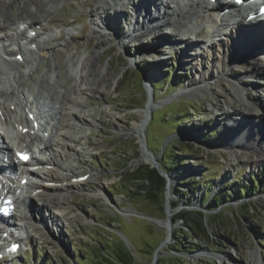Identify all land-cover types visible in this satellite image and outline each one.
<instances>
[{"label": "rangeland", "instance_id": "1", "mask_svg": "<svg viewBox=\"0 0 264 264\" xmlns=\"http://www.w3.org/2000/svg\"><path fill=\"white\" fill-rule=\"evenodd\" d=\"M86 1L0 0V20L13 23L9 28L25 21H37L46 27L37 37L44 53L41 51L39 57L29 53L27 57L31 64L13 62L9 65L13 66L16 86L20 82L42 115L56 123L55 131L58 129L64 134L58 137V146L55 147L57 161L62 163L63 169L52 171L54 180L58 181L51 185L59 184L69 173L89 175L79 182L80 191L66 201L61 221L46 219L49 229L37 223L35 229L27 231L24 259L0 264H78V261L82 264H110L105 257L99 258L100 250L123 249L124 245L135 255L136 264H150L154 257L158 264L157 260L164 255L175 257L171 264H264V161L249 166L242 156H232L223 148L230 133L235 131L227 125L234 115L230 118L216 115L218 109L212 106L219 101V111L229 110L228 104L224 103L227 93L216 85L197 95L184 89L194 70L200 71L201 66L192 61V56L188 59L185 56L186 43H170L176 35L187 37L178 29L169 30L174 34L167 37H161L157 31L155 34L135 31L126 36L137 17L135 14L132 17L126 10L132 0H93L92 5H86ZM98 6L106 8L104 13L108 18L115 16V20L109 22L114 25L100 29L101 37L92 32L95 27L92 21L100 14ZM183 21L184 25L188 23V20ZM64 24L67 26L61 27ZM58 27H61L62 34L57 39ZM11 31L4 30V34H11ZM194 38L195 35L188 38V41L192 39V46H202L199 41L196 44ZM65 39L73 41L67 49L63 47ZM98 41L100 56L95 75L100 70H105V74L96 81L90 75L86 76L83 82L93 84L92 91H85L77 78L81 56L94 51ZM206 58L202 63L207 68L212 65V60ZM232 73L238 76L240 71L234 69ZM74 74L76 78H73ZM140 79L148 93L153 95V107L158 104L152 107L144 126L146 145L156 158L170 150L181 149L183 154L180 157L184 161L179 170L181 174L168 173L171 179L169 201L178 200L176 188L184 196L176 201L178 204L174 210L170 209L171 236L158 250L156 247L168 237L165 215L161 210L164 196L159 193L154 200L136 194V188L128 191V175H124L123 168L131 158L130 168L147 164L142 160L135 162L142 140L132 132H125V128L140 119L147 100L145 88L139 85ZM240 79L250 88L249 94L247 90L243 94H252V99L258 98L263 103L262 79L254 76ZM72 98L80 102L78 107L72 105ZM247 102L250 101L246 99L239 104L232 101L230 105L238 107L240 116L244 115L248 122V113H257L258 109L253 103L247 106ZM64 106L77 108L85 119L66 116L62 111ZM191 177H194L191 186L178 184L182 180L189 182ZM251 181L258 184L253 185ZM98 187L100 194L91 195V191ZM239 187L243 190L241 195L234 196L233 192ZM223 193L230 194L231 199L221 206L211 211L200 206L199 200L204 194L210 199L214 195L221 197ZM35 198L31 199V202L35 199L33 205H42L39 195ZM183 209L204 211L206 216L207 230L198 231L201 241L194 239V249L187 253L169 249L174 242L172 231L180 223H172V220ZM39 214L47 217L50 211L42 210ZM141 215L161 218V222L155 224ZM79 247L86 249V253L79 251Z\"/></svg>", "mask_w": 264, "mask_h": 264}, {"label": "bare ground", "instance_id": "2", "mask_svg": "<svg viewBox=\"0 0 264 264\" xmlns=\"http://www.w3.org/2000/svg\"><path fill=\"white\" fill-rule=\"evenodd\" d=\"M50 1L55 2L56 0H50ZM158 1L132 0L131 5L133 8L130 9L128 13L131 14L132 17L133 14H135L137 17L136 19H134V23L130 25L129 27L130 32L128 31L129 33H127L126 36H130L135 31L143 30L145 32L148 31L149 34L151 33L155 34V32L157 31L158 34H161V37L163 36L167 37L170 35L167 33L169 32L168 30H172L174 28L181 31L183 35L187 34V38L185 37L181 38L176 35L174 39L172 40L169 39L170 43H177L179 41H182L181 43H186L187 54L185 56L187 57V59L192 56V61L193 62L195 61L198 66H201V69H199L200 71L194 70L191 79L188 80V83L185 85L184 89H186L192 95L202 94L207 90H211L212 89L211 86L213 85H216L220 90L225 91L227 93V97L225 98L224 103L228 104V107L230 108L229 110H231L232 112H230L228 109L225 112L219 111V109L221 110L220 107L221 102L218 101L214 105L216 110L218 109V111H216L215 113L216 115L217 113H219L220 114L219 116H225L227 118H230L233 115L236 116V120L233 121L232 123H234L235 126L238 127V129L230 133V137L227 140V142H225L223 148L227 149L228 152L232 154V156L233 155L242 156L246 160L249 166H254L260 163L261 161H264V113L263 115L262 114L260 115L259 113L249 112L246 117L250 121L247 122L246 119L244 120V115L240 116L241 113L239 112V108L230 105V102L232 101L237 102L239 104V102L244 103L245 100L248 99L250 103L258 104L259 107L261 106L264 107L263 104L264 102L262 103V101L258 98L252 99V97H254L252 94H250L251 96H249L248 94L245 95L243 94V91L247 90L248 87L244 83L243 86L242 81L240 79L242 76L255 77V75L256 76L258 75L260 77H263L264 75V40L262 38L260 39L257 31H255V35H250L248 33V31L250 30H255L256 26L252 25V23H249L246 26H242L237 21H233V23L229 22L228 15H225L227 13H224L222 18V23L226 25H230L231 30L224 33V35L221 38H219L214 44L207 46L206 47L207 53L202 56V52H197L198 48L192 46L193 45V42H191L192 39L188 41L189 38L188 34L191 35L196 34L200 30L202 22L206 19L210 21H214L213 20L214 14L212 10L224 9V6H222V0H216L215 1L216 4L210 0H167L166 2L168 3H165V5L162 3L164 10V11L162 10L163 14L160 15L158 13L159 15L155 16L156 15L154 14L155 12H160V9L156 8L155 6ZM92 4H93V0L86 1V5H92ZM152 7H155L154 8L155 11L152 10ZM97 9H99L100 14L99 17H97L94 21H92V24L95 27L92 28L93 30L92 29L91 30L94 34L101 37L100 29L105 28V26L106 28L109 29L110 25H114V23L110 24L109 22L111 20H115V16H113L114 18L111 16L113 19L107 21L108 17L104 13L106 8L103 6H98ZM183 20H188V23L184 25ZM119 21L121 23L123 22L121 19H119ZM29 23L33 25L36 24L37 21H31ZM11 24L13 23H8L6 20H0V31H4L5 29H11L16 32L15 33L16 35L17 33L18 34L23 33V29L9 28L10 26H12ZM157 27L159 29L161 28L160 29L161 32H159L160 30L158 29L155 30V28ZM163 27L165 29H162ZM215 31L217 32L218 30L215 29ZM40 34L41 33L38 32L35 34V36L37 37ZM5 38L8 39L6 35ZM12 39L13 37H10V40ZM196 39H200V38L197 37ZM165 41L169 42L166 39ZM72 43L73 41L70 42L68 39L67 40L65 39L63 47L67 49L69 46L72 45ZM260 47L261 49H259ZM94 48H95L94 51L84 53V55L81 56L82 60H80V67L78 68L79 74H77L78 75L77 78L80 79L81 82V83L79 82L80 86L85 91H92L91 84H93V82L85 83L83 82L84 78H87L89 77L88 75H90L93 81H96L98 77H102V75L105 74V70H100L95 75V66L97 65L98 58L100 56L99 41L96 43V46H94ZM37 49L42 52L44 51V48L42 47L41 44L38 45ZM189 50L191 51L188 52ZM17 53L26 54V51L24 49H20V51H18ZM16 54L15 53L11 54L14 55L13 62L15 63L20 62L19 59L18 60L15 59ZM208 56L211 57L212 65L206 68L202 63V59H207L206 57ZM3 59L4 58H0V64L6 67L4 70L0 66L3 69V70L0 69V123L4 125L10 133L13 134V135L11 134V136L18 146L27 149L29 147L28 140L29 138L33 137V134L29 132L23 133L21 131V128L25 126L26 127L29 126L28 130H30L31 129L30 124L32 123V121L27 116H23L25 106H21V102L16 103L15 101V97L17 95H20L22 99L24 98V95L22 91H19L18 89L19 85L16 86L17 82L14 80L15 78L14 75L12 74L13 66L9 65L13 62L7 64L4 62ZM232 61H236L237 63L233 64ZM29 63L32 62L27 61V64ZM234 69L241 70L238 76L237 74L232 73ZM73 78H76V75ZM7 86H9L10 88H6ZM12 87L14 89H11ZM243 87H245V89ZM254 87H255V83H254ZM15 91L19 94L16 95ZM151 98H153V95H151ZM71 103L76 107L77 105H79L80 102L77 99L72 98ZM153 105L154 102L151 99V107L143 108L140 112V119L136 120V122L133 123L131 126L125 128V132H132L142 140L141 142H145L144 126L149 120L150 117L149 112H152ZM156 106H158V104ZM62 111L64 114H66V116L67 115L72 117L76 116L78 117V119L81 120L85 119V117H83V114H81V112L78 111L77 108L70 109L64 106L62 107ZM233 112L236 113L233 114ZM238 120L242 121L244 125L243 126L239 125L240 123L238 122ZM60 135L61 134L56 133V136H60ZM12 146H16V145H12ZM53 146L54 144H52L51 142L43 143V148H44L43 150H45L47 154H49L48 162H41L34 160L32 163L27 164L29 166L39 165L40 169L36 172H30L28 171L27 168L24 169L25 167L28 166L22 165L15 158L12 150L10 149L8 150L5 148L3 152V155H7L8 157L9 167L11 168L13 175L10 174L11 177L8 178L9 179L8 182L1 185L2 189L0 190V192L2 195H8L17 188L24 189L25 187H29L31 190H29L30 191L29 193H26L27 200L31 201L32 198H35L36 196L39 195L38 199L42 200L41 203L42 205L34 206L37 216V219H35L36 222H41V221L46 222L47 221L46 219H50V220L52 219L58 222L61 221V218L64 216L63 212L65 210V206L67 203L66 201L69 199V197L73 196L75 192L80 191L77 187L79 182L76 181L74 178H77L82 174H77V175L76 174L74 175L72 173L66 174L65 179L61 183L54 185L53 187L49 186V183L56 182L58 180H54L52 170H45L46 168L45 166L52 165V167L55 168H62V164H60L59 161H57L58 154L54 152L52 148ZM151 154L155 156L152 152ZM3 155L1 156L0 164L1 162H3ZM138 160H144L146 162H150V159H148V155H146L144 152L141 153ZM0 167L3 166L0 165ZM5 170L8 172V167H5ZM18 170H22V171L16 172ZM14 172L16 176H14ZM28 175H30V177L32 178L39 179L40 180L39 184L35 186L29 184L22 185L20 182L21 178ZM100 192L101 189L98 187L97 189L92 190L90 194L95 196V195H99ZM168 197H169V193H168ZM42 210L50 211V214H48L47 217H45V215L39 214V211ZM32 225L33 224H31V226ZM32 229H35V227H33Z\"/></svg>", "mask_w": 264, "mask_h": 264}, {"label": "trees", "instance_id": "3", "mask_svg": "<svg viewBox=\"0 0 264 264\" xmlns=\"http://www.w3.org/2000/svg\"><path fill=\"white\" fill-rule=\"evenodd\" d=\"M143 65V64H142ZM154 88L156 89L157 86L154 84ZM155 99V97H154ZM172 130L171 132H173ZM170 132V133H171ZM177 146V145H176ZM148 147V146H147ZM150 149V148H148ZM154 154V153H153ZM181 149L170 150V152H166L161 154L159 158L157 157V161L159 162L160 167L163 169L164 172H176V176L178 173L181 174L179 171L184 164L183 159L181 156ZM156 157V155H155ZM132 160L129 159L127 163L124 164V175H128L129 184L126 185L128 191L130 189L136 188V194H143L149 197L150 199H156L157 194L164 193L166 180L165 178L158 173L156 168L150 167L148 164L140 163L135 168L129 167V162ZM122 168V169H123ZM173 178V176H172ZM191 182H194V177L189 179V182L186 180L179 181L178 184H184L191 186ZM253 185H257L258 182L251 181ZM176 188V187H175ZM178 188L175 189V193L179 196L180 199L184 196L182 192H178ZM180 191V190H179ZM242 187L236 189L233 192V195H241ZM203 199L199 200L200 206L204 209L211 211L215 207H219L224 204L226 201L231 199V195L228 193H223L221 197L212 196L210 199L207 198L206 194L203 195ZM178 198V200H179ZM176 199L169 201V206L171 210H174L177 207ZM163 202L162 200V212H163ZM205 214L204 211H191L189 209H183L179 211L172 220V223L180 222L179 227H175L172 231V236L174 238V242L172 244V248L170 250H175L180 253H187L191 252L194 249V239H198L201 241V234L198 231L207 230L205 225ZM211 232H209V235ZM208 235V234H207ZM189 239V240H187ZM187 247L186 250L183 248ZM123 249H115L113 247L100 250V257H105L110 264H136L137 259L135 255H133L132 251L129 249L127 245L122 246ZM157 248V247H156ZM209 249H212L211 247ZM79 251L82 253H86V249L78 248ZM111 250V251H109ZM167 251L166 249H164ZM109 251V252H108ZM181 255V254H180ZM182 256V255H181ZM175 257L170 256H162L160 260H157L158 264H171L175 262ZM78 264H82V262L78 261Z\"/></svg>", "mask_w": 264, "mask_h": 264}, {"label": "water", "instance_id": "4", "mask_svg": "<svg viewBox=\"0 0 264 264\" xmlns=\"http://www.w3.org/2000/svg\"><path fill=\"white\" fill-rule=\"evenodd\" d=\"M116 45H118V44H116ZM139 85L143 86L145 88V90H146V93H147V100H146V103H145V107H143V108H146V107L150 108L151 107V99H152L151 98V94L148 93V90L145 87V84L141 81V79L139 80ZM152 110H153V108H152ZM149 115H151V112H149ZM141 144H142V147H141V151H140L139 156L141 155L142 152H144L146 155H148V159H150V162H146L144 160H142V161L147 163L150 167L156 168L158 173L160 175H162L165 178V180H166V186H165V190H164V193H163V196H164L163 213L165 215V224H164V226H165V229L167 230V235H168L167 238L169 239L170 236H171V222H170V218H169V216L171 214V211H170L171 208L169 206V201H168V186H169V181H171V179H170L169 174L164 172L163 169L160 167L159 162L157 161V158L151 154V151L148 149V147L146 145V141L145 142H141ZM139 156L136 157L135 162H138ZM141 216L142 217H146L149 220H153L155 222V224L161 222V220H160L161 218L160 219H156L154 217L147 216V215H141ZM205 225H206V220H205ZM167 238H165L164 241H162L160 243V245H158L156 250H158L159 247H161V246L163 247L164 245H166L165 243H166ZM150 264H156V258L155 257L153 258L152 263H150Z\"/></svg>", "mask_w": 264, "mask_h": 264}, {"label": "snow or ice", "instance_id": "5", "mask_svg": "<svg viewBox=\"0 0 264 264\" xmlns=\"http://www.w3.org/2000/svg\"><path fill=\"white\" fill-rule=\"evenodd\" d=\"M22 158L26 159L27 157H22Z\"/></svg>", "mask_w": 264, "mask_h": 264}]
</instances>
